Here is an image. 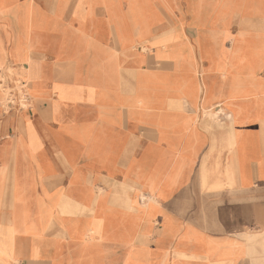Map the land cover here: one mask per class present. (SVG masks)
<instances>
[{
	"label": "crops",
	"instance_id": "0c3cea01",
	"mask_svg": "<svg viewBox=\"0 0 264 264\" xmlns=\"http://www.w3.org/2000/svg\"><path fill=\"white\" fill-rule=\"evenodd\" d=\"M0 76V264H264V0H0Z\"/></svg>",
	"mask_w": 264,
	"mask_h": 264
},
{
	"label": "rangeland",
	"instance_id": "374dc122",
	"mask_svg": "<svg viewBox=\"0 0 264 264\" xmlns=\"http://www.w3.org/2000/svg\"><path fill=\"white\" fill-rule=\"evenodd\" d=\"M191 10H193V9H191ZM163 22H165V24H168L169 26H174L173 18H171V19L165 18V19H163ZM189 25H192L193 27H195L199 33V27H200L199 19H197L196 17L192 18L189 22ZM70 47H71V39H68L65 42V49H64L63 53H67L68 51H70L69 50ZM27 78L30 79V76H28ZM0 80L5 81L6 78L5 77L1 78V76H0ZM13 86L15 87L13 89V92H17L19 94L21 92L20 82H16V83L13 82ZM0 89L1 90L3 89L2 86L0 87Z\"/></svg>",
	"mask_w": 264,
	"mask_h": 264
}]
</instances>
